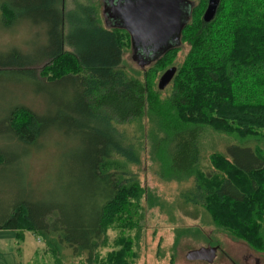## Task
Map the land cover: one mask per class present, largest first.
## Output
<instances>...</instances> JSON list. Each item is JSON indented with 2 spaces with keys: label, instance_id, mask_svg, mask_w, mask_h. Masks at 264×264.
<instances>
[{
  "label": "trees",
  "instance_id": "1",
  "mask_svg": "<svg viewBox=\"0 0 264 264\" xmlns=\"http://www.w3.org/2000/svg\"><path fill=\"white\" fill-rule=\"evenodd\" d=\"M191 1L190 17L181 33V43L186 39L191 44L190 60L186 66H175L172 81L156 91L148 81L123 71L130 33L103 25L94 5L80 4L66 10L65 0L0 3L7 26L28 17L43 28L46 38L42 52L36 55L12 48L0 59V74L7 77L18 73L51 88L63 85L57 103L59 118L45 117L19 100L6 110V129L0 133V174L8 164L30 160L34 150L56 132L65 136L71 131L95 132L90 143L89 137L85 140L81 171L64 189L69 195L67 204L35 202L22 197L21 189L15 190V179H0V230L35 231L57 258L56 264H71L69 258L81 255L86 258L79 264H135V240L130 234L125 236L123 229L118 236L123 239L114 245L116 249L105 257L98 254L100 245L109 242L113 215L130 201L140 200L142 192L138 184L110 170L112 157L126 154L112 122L141 118L150 97L171 83L167 104L169 116L175 121L163 127L176 148L169 164L173 176L190 177L195 173L202 125L264 142V0H229L227 10V0H221L210 22L201 17L208 0H204L195 21L197 5ZM224 16L226 21L218 23ZM179 46L153 62L175 53ZM43 61L38 78L31 68ZM18 74L17 82H21ZM247 79L254 80L263 100L239 97L237 88ZM72 85L76 97L69 94ZM7 144L13 146L12 150ZM257 149L250 144H230L225 153L214 156L216 171L206 174L214 182L197 179L192 194L206 203L208 210L220 213L221 217L213 216L217 225L260 252L264 250V154ZM213 178L219 179L215 182ZM27 187L34 194L31 183Z\"/></svg>",
  "mask_w": 264,
  "mask_h": 264
},
{
  "label": "rangeland",
  "instance_id": "2",
  "mask_svg": "<svg viewBox=\"0 0 264 264\" xmlns=\"http://www.w3.org/2000/svg\"><path fill=\"white\" fill-rule=\"evenodd\" d=\"M3 1L6 0H0V3ZM194 1L197 9L193 21L200 14L204 4V0ZM80 4L94 5L99 20L107 26L102 14L103 0H65L66 10L74 9ZM226 4L227 10L229 0ZM201 15L203 17V14ZM20 18L23 20L7 26L0 10V59L12 48L19 49L27 55L41 53L44 48L46 38L43 28L31 22L28 17ZM224 21L225 16L221 17L218 23ZM127 45L123 56V71L128 76L148 81L153 91L158 89L159 79L169 67L181 68L180 66H186L190 60L188 57L191 44L186 39L175 53L159 62H153V59L150 65L148 63L141 65L140 61L146 62L148 59L135 51L131 44ZM44 63L37 62L31 68L38 78ZM17 74L7 77L0 74V133L6 129L4 124L6 110L16 104L17 100L29 103L45 117L54 119L60 117L57 103L59 97L63 95L61 94L63 85L57 84L51 88L19 74L21 82H17ZM256 85L253 79L243 80L237 88L239 97H247L248 101L263 100L261 96L263 92ZM172 86L171 83L165 90L158 92L156 97H150L148 108L141 118L127 123L112 122L115 134L126 154H115L110 160V170L119 172L122 178L138 184L142 192L140 200L130 201L124 205L121 212L113 215V221L109 222L112 226L108 230L109 242L100 245L98 254L105 257L112 253L116 249L114 245L123 239L122 236L118 237L120 229H123L125 236L130 234L135 240L134 249L137 253L135 264H255L254 258L251 257L249 260L244 258L250 252L260 257L264 264V250L259 252L252 249L245 241L235 238L232 232L231 234L217 225L213 216L218 217L220 213L208 210L206 203H200L199 198L192 194L197 179H203L207 184L214 182L206 174L216 171L214 156L225 153L230 144L256 146L262 155L264 142L255 137L243 138L234 132L202 125L197 140L199 155L195 173L190 177L173 176L169 164L176 148L170 141V136H165V132L168 131L164 130L172 120L169 116L170 105L167 104ZM70 92L76 97L74 85L69 89V94ZM173 121L175 120L171 122ZM82 133L71 131L65 136L56 132L34 150L30 160L24 164L22 162L16 165L8 164L5 171L0 174V179H15L17 185L15 190L21 189L22 197L25 196L35 202H69V195L64 189L81 171V155L87 146L85 140L89 137L87 141L90 143V136L95 134L93 130ZM7 145L12 150L13 146ZM213 179L217 182L219 178ZM28 183H31L34 194L27 187ZM25 184L26 187L23 186ZM117 237L119 239L115 241ZM209 244L220 245L213 261L188 258L191 250ZM85 258V255H81L69 258L67 262L79 264ZM56 261L57 258L48 251L43 237L35 231L0 230V264H56Z\"/></svg>",
  "mask_w": 264,
  "mask_h": 264
},
{
  "label": "water",
  "instance_id": "3",
  "mask_svg": "<svg viewBox=\"0 0 264 264\" xmlns=\"http://www.w3.org/2000/svg\"><path fill=\"white\" fill-rule=\"evenodd\" d=\"M220 2L221 0H208V5L203 14L205 22H210L215 18ZM121 6L119 7L117 4H114V6L110 7L111 16L115 19V22L111 24L105 21L106 25L108 27H118L128 30L133 49L138 51V44L142 42V39L152 42L153 46L160 40L163 41V39L169 38L174 34H177L181 40V33L186 22L189 20L193 2L191 0H131L124 6ZM107 11L106 7L103 8L102 13L104 17L108 14ZM180 43L179 41L175 45L178 46ZM170 48L172 47L167 49ZM163 50L157 48V51L153 55L146 56L144 54L143 56L148 61H140L141 65L149 64L153 59H157L165 52ZM176 71L177 68L172 66L161 75L158 83L161 90L172 81ZM216 250V247L213 249L201 247L191 250L187 256L192 260L205 259L213 261Z\"/></svg>",
  "mask_w": 264,
  "mask_h": 264
},
{
  "label": "flooded vegetation",
  "instance_id": "4",
  "mask_svg": "<svg viewBox=\"0 0 264 264\" xmlns=\"http://www.w3.org/2000/svg\"><path fill=\"white\" fill-rule=\"evenodd\" d=\"M129 1H131V0H103V8L106 7V9H108V11H107L108 14L104 17L105 21L108 22V23H111V24L115 22V19L111 16L110 7L114 6V4L115 5L117 4L119 7L122 4H123L122 6H124ZM179 38L180 37L177 34L176 35L174 34V35H172L169 38L163 39V41L160 40L159 42L154 44V46H153L152 42L145 41L146 39H142L141 40L142 42H140V44H138L139 45L138 46V51H139L140 54H142V55L145 54L146 56L153 55L157 51V48L164 49L163 51L166 52L168 50L167 48L175 47L179 41L181 42V40ZM175 43H176V45H175ZM131 44H132V41H131ZM181 44L182 43H180V45ZM209 245L208 246H202V247L211 248V249H213L215 247H218L217 251H219V249H220V245L219 244H209ZM247 254L248 255H246L244 257L245 260H249L252 257V258H254V263L255 264H262L260 257L254 256L253 254H251V252L247 253Z\"/></svg>",
  "mask_w": 264,
  "mask_h": 264
}]
</instances>
